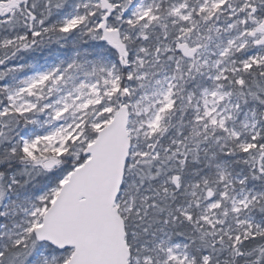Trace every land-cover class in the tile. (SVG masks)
<instances>
[{
    "label": "snow or ice",
    "instance_id": "snow-or-ice-1",
    "mask_svg": "<svg viewBox=\"0 0 264 264\" xmlns=\"http://www.w3.org/2000/svg\"><path fill=\"white\" fill-rule=\"evenodd\" d=\"M0 264H264V0H0Z\"/></svg>",
    "mask_w": 264,
    "mask_h": 264
}]
</instances>
